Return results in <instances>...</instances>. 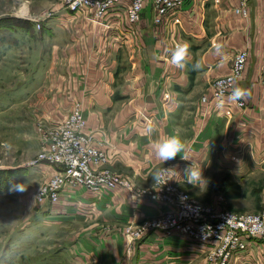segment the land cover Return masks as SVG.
Returning a JSON list of instances; mask_svg holds the SVG:
<instances>
[{
	"label": "crops",
	"instance_id": "obj_1",
	"mask_svg": "<svg viewBox=\"0 0 264 264\" xmlns=\"http://www.w3.org/2000/svg\"><path fill=\"white\" fill-rule=\"evenodd\" d=\"M128 5L120 0L101 24L92 21L93 12L68 10L44 23L37 114L56 127L81 104L86 131L107 153V167L137 189L152 187L154 170L164 166L175 169L177 185L200 203L235 212L253 206L264 180V0H249L247 17L236 12L239 0H184L158 25L151 2L135 24L127 19ZM179 42L189 45L184 68L171 63ZM239 51L248 54L244 75L229 96L215 100L211 85L229 74ZM177 131L185 150L163 165L155 142ZM193 162L202 170L201 188L185 181ZM45 165L51 177L56 167ZM261 195L264 202V188ZM47 210L52 228H77L67 239L72 245L61 257L50 261L36 253L27 264H206L203 246L186 236L154 231L133 241L128 227L169 207L127 189L66 188ZM39 231L36 241L43 242ZM261 248L251 242L230 264H264ZM9 252L3 264L12 263Z\"/></svg>",
	"mask_w": 264,
	"mask_h": 264
},
{
	"label": "built area",
	"instance_id": "obj_2",
	"mask_svg": "<svg viewBox=\"0 0 264 264\" xmlns=\"http://www.w3.org/2000/svg\"><path fill=\"white\" fill-rule=\"evenodd\" d=\"M120 0H65L68 11L94 13L92 19L101 24ZM127 19L131 24L141 20L145 6L151 2L154 9V24H161L163 18L180 8L184 0H128ZM249 0H239L238 14L248 16ZM248 62V54H235L231 71L212 83V96L223 100L229 96L242 79ZM203 102H207L203 98ZM237 106L244 108L243 101ZM87 121L81 104L77 103L70 114L54 129L42 135L43 148L35 164L56 167L54 177L42 186L38 193L40 204H55L66 188L81 187L93 193L118 188L127 189L138 198L169 207V211L144 221L136 227H128L127 235L133 241L143 239L148 233L159 231L171 237L186 236L203 246L206 264H230L236 255L245 252L250 243L262 244L260 256L264 262V210L259 213H243L222 209L215 204L200 203L188 192L182 190L168 173L166 184L151 188H135L107 165V153L95 144L87 133ZM157 187V188H156ZM159 187V188H158ZM183 197V199H182ZM91 264V263H85Z\"/></svg>",
	"mask_w": 264,
	"mask_h": 264
},
{
	"label": "rangeland",
	"instance_id": "obj_3",
	"mask_svg": "<svg viewBox=\"0 0 264 264\" xmlns=\"http://www.w3.org/2000/svg\"><path fill=\"white\" fill-rule=\"evenodd\" d=\"M22 8L27 9L26 16L20 13ZM65 10V0H0V264L8 250L11 264H27L30 256L34 261L36 253L50 261L58 258L71 247L67 239L77 230L52 228L47 210L51 204H40L38 193L55 173L50 177L45 164L34 163L43 148L42 135L55 128L41 120L35 106L43 27L55 12ZM260 181L253 206L241 212L264 210V180ZM18 184L25 190H16ZM39 229L44 230L43 242L36 241ZM21 250L27 254L21 255Z\"/></svg>",
	"mask_w": 264,
	"mask_h": 264
},
{
	"label": "clouds",
	"instance_id": "obj_4",
	"mask_svg": "<svg viewBox=\"0 0 264 264\" xmlns=\"http://www.w3.org/2000/svg\"><path fill=\"white\" fill-rule=\"evenodd\" d=\"M188 53L189 45L187 42L177 43L171 55L172 65L175 67L184 68L187 63ZM199 67V64L193 66L194 69H199ZM154 147L155 156L159 161L163 163V165L169 160H174L185 150L184 141L182 140L181 135L178 131L170 135L159 137L158 140L155 142ZM173 170L175 169L165 168L164 166L155 169L151 176L153 178L154 185H160L161 187L166 184L170 180L167 179L168 173ZM185 181L188 184L201 188L200 182L204 181V178L202 176V170L197 169V166L194 162L190 164L188 168L185 169ZM23 185L24 184H18L14 187L18 191H24L25 187Z\"/></svg>",
	"mask_w": 264,
	"mask_h": 264
},
{
	"label": "bare ground",
	"instance_id": "obj_5",
	"mask_svg": "<svg viewBox=\"0 0 264 264\" xmlns=\"http://www.w3.org/2000/svg\"><path fill=\"white\" fill-rule=\"evenodd\" d=\"M20 13H22L24 16H26L27 15V9L26 8H22Z\"/></svg>",
	"mask_w": 264,
	"mask_h": 264
}]
</instances>
